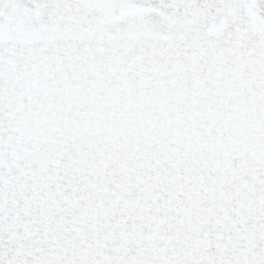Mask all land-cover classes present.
Returning a JSON list of instances; mask_svg holds the SVG:
<instances>
[{
    "label": "snow or ice",
    "instance_id": "obj_1",
    "mask_svg": "<svg viewBox=\"0 0 264 264\" xmlns=\"http://www.w3.org/2000/svg\"><path fill=\"white\" fill-rule=\"evenodd\" d=\"M0 264H264V0H0Z\"/></svg>",
    "mask_w": 264,
    "mask_h": 264
}]
</instances>
